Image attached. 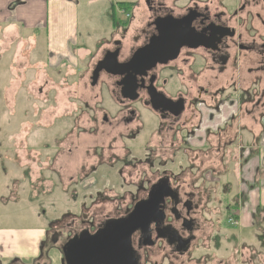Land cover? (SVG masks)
Segmentation results:
<instances>
[{
	"label": "flooded vegetation",
	"instance_id": "1",
	"mask_svg": "<svg viewBox=\"0 0 264 264\" xmlns=\"http://www.w3.org/2000/svg\"><path fill=\"white\" fill-rule=\"evenodd\" d=\"M139 1L126 2L130 24L98 60L118 51L124 65L116 74L100 72L96 84L106 85L116 105L100 116L113 133L123 129L134 136L145 130L149 161L155 163L150 158L157 156L162 168L152 176L143 171L135 194L94 198L90 205L96 208L81 211L45 240L66 264L71 239L112 228L111 220L127 219L143 202L147 217L130 234L122 264H244L240 234H223L232 243L230 258L215 253L223 251L221 229L237 221L239 202L247 199L242 189L236 203L220 199V188L228 193L230 184L219 176L237 173L240 188L244 161L251 158L256 163L249 191L260 183L264 0H141L142 11L135 7ZM168 158L176 166H163ZM160 187L165 188L161 197ZM253 206L255 218L264 210Z\"/></svg>",
	"mask_w": 264,
	"mask_h": 264
},
{
	"label": "rangeland",
	"instance_id": "2",
	"mask_svg": "<svg viewBox=\"0 0 264 264\" xmlns=\"http://www.w3.org/2000/svg\"><path fill=\"white\" fill-rule=\"evenodd\" d=\"M136 1L80 0L78 46L68 59L50 50L44 27L8 29L0 2V237L11 247L2 250L0 264H18L14 253L23 264H63L59 251L50 250L45 240L53 229L96 208L90 205L96 197L104 195L109 201L116 194L128 197L130 190L135 194L143 171L152 176L162 168L157 156L150 158L155 163L149 161L145 130L132 136L104 127L102 111L113 112L116 105L106 85H92L103 49L130 24L125 3ZM141 4L135 7L142 11ZM168 159L162 160L163 166H176ZM258 168L257 178L264 182V167ZM254 170L252 165L244 172L240 188L237 173L219 176L220 182L230 184L228 193L220 188V199L236 203L242 198L240 189L247 196L239 202L241 216L221 229L223 251L215 253L225 260L231 257L232 243L223 234H240L243 263L264 264V211L251 216L254 203L248 184ZM108 203L103 204L105 212L111 208Z\"/></svg>",
	"mask_w": 264,
	"mask_h": 264
},
{
	"label": "crops",
	"instance_id": "3",
	"mask_svg": "<svg viewBox=\"0 0 264 264\" xmlns=\"http://www.w3.org/2000/svg\"><path fill=\"white\" fill-rule=\"evenodd\" d=\"M2 2V23L7 25L8 29L17 32L21 27L38 28L44 27L47 32L48 47L50 50L63 55L67 58L72 53V48L78 46L77 23L79 16L80 0H0ZM6 28V27H5ZM15 36V33L12 32ZM11 36V35H9ZM69 58V57H68ZM67 58V59H68ZM249 139V135L246 136ZM261 165L264 167V143H262ZM251 158L244 161L247 169L252 167ZM251 177L248 174V178ZM246 181V178H244ZM251 202L264 210V182L260 181L259 185L253 188L250 193ZM249 215L244 212V221L248 222ZM22 237L20 238V240ZM7 241L2 244L0 237V258L2 250L11 248L10 244L6 246ZM22 247L18 246L20 250ZM10 250V249H9ZM29 255H33L30 254ZM14 262L22 260L15 253L11 255ZM10 256V257H11ZM32 257V256H31ZM23 264V263H21Z\"/></svg>",
	"mask_w": 264,
	"mask_h": 264
},
{
	"label": "water",
	"instance_id": "4",
	"mask_svg": "<svg viewBox=\"0 0 264 264\" xmlns=\"http://www.w3.org/2000/svg\"><path fill=\"white\" fill-rule=\"evenodd\" d=\"M117 56L118 51L109 52L97 62L92 73V85H96L101 71L106 70L116 74L124 66L118 62ZM164 192L165 188L162 187L156 190L159 197ZM144 205L143 202L139 203L127 219L111 220L109 225L114 224L112 228L102 230L94 235L84 234L71 239L64 253L66 264H100L103 262L122 264L125 251L130 249V234L137 226L143 224L142 217H147V207L145 208ZM124 242H127L128 245Z\"/></svg>",
	"mask_w": 264,
	"mask_h": 264
},
{
	"label": "trees",
	"instance_id": "5",
	"mask_svg": "<svg viewBox=\"0 0 264 264\" xmlns=\"http://www.w3.org/2000/svg\"><path fill=\"white\" fill-rule=\"evenodd\" d=\"M125 5H127L126 6V9H128L129 7H128V5H130L131 6V4L130 3H125Z\"/></svg>",
	"mask_w": 264,
	"mask_h": 264
}]
</instances>
